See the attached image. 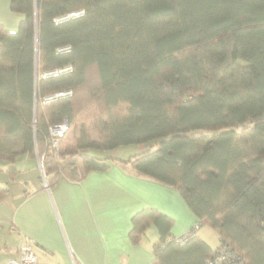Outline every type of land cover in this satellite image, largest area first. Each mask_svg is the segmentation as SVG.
<instances>
[{
	"label": "trees",
	"instance_id": "1",
	"mask_svg": "<svg viewBox=\"0 0 264 264\" xmlns=\"http://www.w3.org/2000/svg\"><path fill=\"white\" fill-rule=\"evenodd\" d=\"M10 8L24 19L17 31L0 24V161L9 172L28 155L42 160L48 187L79 182L118 160L89 150L156 142L126 162L177 190L221 244L173 237L171 218L144 209L131 237L157 227L152 264H210L223 248L264 264V0H10ZM59 93L71 94L44 102ZM65 122L55 149L50 129Z\"/></svg>",
	"mask_w": 264,
	"mask_h": 264
},
{
	"label": "crops",
	"instance_id": "2",
	"mask_svg": "<svg viewBox=\"0 0 264 264\" xmlns=\"http://www.w3.org/2000/svg\"><path fill=\"white\" fill-rule=\"evenodd\" d=\"M23 19V14L11 10L10 0H0V24L6 30L17 31ZM24 156L30 160L28 166H39L38 158H20ZM131 156L120 157L106 171L91 172L79 182L63 177L53 187L32 173L15 187L20 169L16 166L11 174L10 164L0 161V187L5 190L0 195V250L16 258L21 244L29 240L35 251L52 255L58 264H152L159 231L152 225L135 242L131 237L135 214L149 208L162 212L173 220L171 236L176 238L192 230L197 218L177 190L126 162ZM5 172L14 183L8 182Z\"/></svg>",
	"mask_w": 264,
	"mask_h": 264
},
{
	"label": "rangeland",
	"instance_id": "3",
	"mask_svg": "<svg viewBox=\"0 0 264 264\" xmlns=\"http://www.w3.org/2000/svg\"><path fill=\"white\" fill-rule=\"evenodd\" d=\"M91 84H95L96 80H95V75L92 74L91 75V79H90ZM158 147V145L156 144V142H152V143H148V144H142V145H130V146H123L120 147L118 149H116L115 151H112L110 153L107 152H102V151H94V150H89L87 153L94 155V156H98V157H105V156H114L117 158H122L125 156H129L130 154L132 155H136L142 152H146V151H154L156 150ZM29 158L27 157H23L20 158L19 161H17L16 166L20 169V172L16 175V179L18 182H16L15 187L19 186V184H23L22 182L20 183V179L22 177H25L28 174L32 173V177L33 178H37L38 181H40V176H42L41 170L39 166H35V167H31L28 166L29 162ZM6 162V161H5ZM4 162V164H5ZM9 167V165H8ZM4 177L8 178V182L10 183H14L10 177L6 174V172L4 173ZM45 178V176H44ZM44 179H42L43 182ZM34 179H32V182L34 183ZM18 183V184H17ZM202 222L200 229L198 230V235L202 238H205L208 242V244H210V246H212L213 249H216L220 246V235L219 232L214 229L211 225V223L209 221H198L196 223ZM195 223V225H196ZM193 225V227L195 226ZM36 255L39 257L40 262L42 264H58L56 260H54V258L52 257V255L47 254L45 252H43L42 250H36L35 251ZM13 258L12 256H6V252L4 253L2 250H0V259L1 260H6V259H11Z\"/></svg>",
	"mask_w": 264,
	"mask_h": 264
},
{
	"label": "built area",
	"instance_id": "4",
	"mask_svg": "<svg viewBox=\"0 0 264 264\" xmlns=\"http://www.w3.org/2000/svg\"><path fill=\"white\" fill-rule=\"evenodd\" d=\"M82 14H83L82 12L73 13V14H70L69 16L65 17V18L60 19L59 21L67 20L69 18L78 17V16H81ZM67 70H69V69L51 72V73H49V76L55 77L58 74H62L63 72H66ZM70 94L71 93H59L53 97L45 98L44 102H50L55 98L64 97V96H67ZM67 130H68L67 122L59 124V125H54L51 127V129H50L51 140L50 141L53 144V147L55 149H57V147H58L59 139L64 136V134L67 132ZM38 164H39V167H40V170L42 173V178L45 181V178H44L45 175H44V171H43L42 160L38 159ZM201 224H202V222L197 223L193 227L192 230L187 232L182 237H179V239L184 241V240H187V239H190V238L196 236L198 230L201 227ZM0 264H41V263L39 262V259L35 253L34 243L32 241L26 240L19 247L18 256L16 258L6 259L4 261L0 259ZM210 264H246V263L241 261L236 256H234L230 249L223 248V250H221L217 256H215L212 260H210Z\"/></svg>",
	"mask_w": 264,
	"mask_h": 264
}]
</instances>
